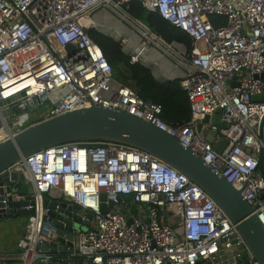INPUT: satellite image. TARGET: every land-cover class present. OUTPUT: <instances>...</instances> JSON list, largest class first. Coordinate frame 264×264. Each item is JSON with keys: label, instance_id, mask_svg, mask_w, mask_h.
<instances>
[{"label": "built area", "instance_id": "built-area-1", "mask_svg": "<svg viewBox=\"0 0 264 264\" xmlns=\"http://www.w3.org/2000/svg\"><path fill=\"white\" fill-rule=\"evenodd\" d=\"M133 2L188 35L191 50L166 42L132 17L127 9ZM98 11L107 24L113 19L106 14H113L107 35L116 38L130 64L157 70L161 76H153L160 84L180 81L190 107L187 123L167 124L160 105L116 80L87 33L99 28L93 17ZM263 75L264 0H0V143L33 124L91 106L121 110L199 156L240 191L264 227V176L257 168L261 154L264 175V101L257 99L264 94ZM218 110L210 142L198 122ZM223 139L227 145L218 153ZM13 172L23 175L15 185L32 190L26 205L25 195L6 192ZM7 173L0 181L1 209L15 196L18 209L32 213L18 251L0 253V264H216L220 251L232 248L245 250L243 264H259L204 191L140 150L111 142L66 143L24 157ZM52 189L89 216L82 217L87 226L76 230L68 254L38 248L47 242L42 218L54 200L47 197ZM169 208L181 223L182 240L168 224Z\"/></svg>", "mask_w": 264, "mask_h": 264}, {"label": "water", "instance_id": "water-1", "mask_svg": "<svg viewBox=\"0 0 264 264\" xmlns=\"http://www.w3.org/2000/svg\"><path fill=\"white\" fill-rule=\"evenodd\" d=\"M149 16L150 13L144 10L141 17V22L148 28L150 27ZM216 113L220 114L221 111L218 110ZM208 120L209 117L206 116L202 123ZM198 124L201 136L211 141L212 138H206L205 135L209 126L203 129L200 122ZM263 127L264 117L259 125L261 137H263ZM210 133L212 136L215 134ZM84 140L111 142L140 150L184 175L214 201L235 225L253 258L259 264H264V227L254 213V207L243 199L240 191L234 189L223 177L210 169L199 156L183 147L174 137L121 110L91 106L27 127L19 134L0 143V181H6L7 170L32 153L66 143L82 144ZM226 145L227 140L223 139L216 151L221 153ZM262 163L263 159L260 154L257 168L264 176ZM10 178L13 182L9 184L6 192L12 191L25 195L26 201L23 204H28L32 190L27 189L23 183L19 186L15 185L18 178L23 179V175L18 176L13 172ZM3 194L4 190L0 189V221L11 215L32 213L31 210L18 209L15 196L8 198L6 210L1 209L4 208L1 205ZM47 197L54 198L49 203L50 211L42 218V234L47 236V242L38 248L52 255L68 254L73 246L76 230H83L87 225L82 221V217L88 218L89 216L78 206L60 201V191L52 189ZM101 199L104 200V195ZM106 211V208H101L102 213ZM174 213L170 208L168 209V224L174 229L176 237L182 240L181 223L177 222L178 217H173ZM128 223H131V219ZM247 256L243 249H225L220 251L216 264H243Z\"/></svg>", "mask_w": 264, "mask_h": 264}, {"label": "trees", "instance_id": "trees-1", "mask_svg": "<svg viewBox=\"0 0 264 264\" xmlns=\"http://www.w3.org/2000/svg\"><path fill=\"white\" fill-rule=\"evenodd\" d=\"M127 12L134 18L141 19L144 9L133 2L128 5ZM150 29L166 42H178L185 45L188 51L192 41L188 35L151 13L148 17ZM91 40L98 45L102 55L112 68L114 77L121 84L130 87L143 100L158 104L162 108L161 119L171 126H180L191 119L189 102L181 88L179 80L160 84L154 78L150 68L140 64H130L129 57L115 39L109 37L101 29L87 31ZM84 143H101L98 140H84ZM81 263V261H77Z\"/></svg>", "mask_w": 264, "mask_h": 264}, {"label": "crops", "instance_id": "crops-1", "mask_svg": "<svg viewBox=\"0 0 264 264\" xmlns=\"http://www.w3.org/2000/svg\"><path fill=\"white\" fill-rule=\"evenodd\" d=\"M150 69L151 71H153V68L150 67ZM152 73H156L157 75L161 76V74L157 70H155ZM263 79H264V75H263ZM257 99L259 101H262L263 95L258 96ZM215 115L208 116L209 120L206 121L205 123H202L205 117L202 118V120H199L201 128L205 129L207 126L215 124L216 122L213 121ZM205 135L206 138H212L213 140V136L210 133L209 128L206 129ZM212 140L210 142H212ZM29 215H24V214L11 215L0 221V253H13L18 251L17 242L23 235L25 225L28 222L26 217ZM86 226L87 225H85V227ZM56 263L57 262L53 260L48 264H56ZM7 264H22V262L20 260H13V261H9ZM34 264H42V263L36 262ZM75 264H79V263L75 262Z\"/></svg>", "mask_w": 264, "mask_h": 264}, {"label": "rangeland", "instance_id": "rangeland-1", "mask_svg": "<svg viewBox=\"0 0 264 264\" xmlns=\"http://www.w3.org/2000/svg\"><path fill=\"white\" fill-rule=\"evenodd\" d=\"M103 14H104L103 12L98 11V13L97 12L94 13V16L93 17H94V20H96L99 23V28L98 29L101 28L102 32H104L107 35V33L108 34L110 33V30H108V27H113V25H114V21H113L114 18H113V14L112 13L111 14L109 13V15L106 14L107 17H109L110 19H113V20H112V24L111 23H109V24L104 23V21H102V18H103L102 15ZM113 39H116V38H113ZM41 110H42V107L36 109V111H34V113H40ZM219 120H220V116L219 115H215L213 121H215L216 123H218ZM26 219L28 221H30L31 220V216L30 215L27 216ZM84 228H86V227H84Z\"/></svg>", "mask_w": 264, "mask_h": 264}, {"label": "bare ground", "instance_id": "bare-ground-1", "mask_svg": "<svg viewBox=\"0 0 264 264\" xmlns=\"http://www.w3.org/2000/svg\"><path fill=\"white\" fill-rule=\"evenodd\" d=\"M138 49H140V48H138Z\"/></svg>", "mask_w": 264, "mask_h": 264}]
</instances>
